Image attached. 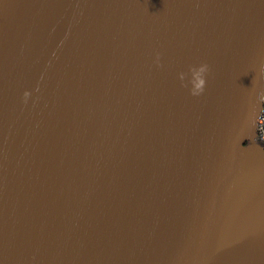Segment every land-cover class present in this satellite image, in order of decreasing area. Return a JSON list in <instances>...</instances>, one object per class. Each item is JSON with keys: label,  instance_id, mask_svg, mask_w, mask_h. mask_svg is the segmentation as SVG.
Segmentation results:
<instances>
[{"label": "water", "instance_id": "obj_1", "mask_svg": "<svg viewBox=\"0 0 264 264\" xmlns=\"http://www.w3.org/2000/svg\"><path fill=\"white\" fill-rule=\"evenodd\" d=\"M263 84L264 0H0V264H264Z\"/></svg>", "mask_w": 264, "mask_h": 264}, {"label": "built area", "instance_id": "obj_2", "mask_svg": "<svg viewBox=\"0 0 264 264\" xmlns=\"http://www.w3.org/2000/svg\"><path fill=\"white\" fill-rule=\"evenodd\" d=\"M261 103L262 106L255 118V139L259 142L264 151V91L262 94Z\"/></svg>", "mask_w": 264, "mask_h": 264}, {"label": "clouds", "instance_id": "obj_3", "mask_svg": "<svg viewBox=\"0 0 264 264\" xmlns=\"http://www.w3.org/2000/svg\"><path fill=\"white\" fill-rule=\"evenodd\" d=\"M207 71H208V67H207V65H202V66H201V72H203V73H207Z\"/></svg>", "mask_w": 264, "mask_h": 264}]
</instances>
